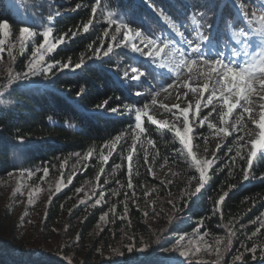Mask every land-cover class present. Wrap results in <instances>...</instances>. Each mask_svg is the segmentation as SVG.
Here are the masks:
<instances>
[{
	"label": "trees",
	"instance_id": "16d2710c",
	"mask_svg": "<svg viewBox=\"0 0 264 264\" xmlns=\"http://www.w3.org/2000/svg\"><path fill=\"white\" fill-rule=\"evenodd\" d=\"M202 1L102 0L96 16L104 20L111 11L149 37L166 42L179 41L176 44L178 48L183 46V42H180L174 30L160 16V9L186 24L187 39L194 40L199 35V30L190 26L193 14L201 25L200 31L203 34L210 36L213 33L216 36L213 41L218 47L223 40L228 42L230 36L239 38V31L245 28L241 21L233 24L236 20L234 11L231 7L227 8L228 2L232 0H205L206 4ZM21 2L25 6L24 12L32 15L30 21L19 20L16 16L20 17V14L12 10L6 0H0V21L7 20L10 23L12 39L17 38L21 27L31 26L34 31H42L44 26L54 23L52 38L68 33L65 39L69 42L58 47L46 62H68L70 58L74 65L83 54L85 64L72 74L56 72L54 75L49 74L47 78L42 75L41 82L34 86L15 87L10 91L2 89L8 94L0 97V181L13 175H21L32 184H39L43 178L61 180L63 184H68L48 206L38 239L43 243L45 232H54L52 229L58 227L63 229L64 237L71 239L72 244L63 252L64 259L43 253L28 256L20 251V260L19 257L0 255V264H68L69 261L71 264H113L115 254L112 253L116 251L120 260H123L121 264H169L161 260L158 254L173 247L181 236L201 240L214 236L228 240L229 230L235 235L231 237L230 250L224 251L223 260L219 264H264V229L256 237L249 239L259 226V222L253 224L250 221L264 213V164H257L254 170H250V178L244 179L247 161L235 156L237 137L243 133L230 130L221 147L215 148L218 159L209 170L210 180L197 197L189 200L186 190L193 191L197 180L189 184L188 178H198V172L194 167H181L187 164L175 151L182 146L172 133L151 125L146 117L142 118V126L147 131L137 141L133 152V172L138 169V175L132 176L133 194V189L127 188L129 162L122 161L119 155L131 145L130 133L125 141L120 142L123 148L118 145L113 151V155L104 164L102 173L96 156L108 140L121 132H128V126L134 120V112L129 114L124 106L134 109L150 103L153 89H156L162 79L170 78L161 75L159 68L153 70L154 66L145 58L138 59L136 54L130 52V48H117L99 62H90L88 57L92 56V51L87 46L91 43L93 49L98 48L101 45L99 28L108 26L107 22L97 27L93 23V29L96 27L93 32H82L83 23L93 16L91 4L94 0H19ZM77 3L82 7L77 9ZM244 3L251 14V4H248L250 1L244 0ZM177 7L180 9L177 10ZM49 15L54 16L53 22L47 21ZM78 29L79 34L72 38L71 31ZM37 37V42H42L43 38ZM122 38L123 30L117 41ZM105 41L104 47H107L108 40ZM31 54L30 49L26 54L15 58L11 63L13 73L25 70ZM101 54L100 50V56ZM131 67L143 69L146 75L139 80L124 79L123 71ZM8 74L0 71V85L7 83ZM136 91L142 92V95L135 96ZM105 99L109 101L108 108H97ZM112 107H119L120 111L112 113L108 110ZM218 111L219 106L213 112L209 105L201 110L200 118L212 113L205 124H220ZM234 113L229 118L231 123ZM196 129L198 135L194 140L202 145L204 131ZM147 139H152L154 144H147ZM247 139L249 137L245 136V140ZM229 148L232 149L231 152ZM89 149L94 150V155L85 161L83 154ZM145 151L148 152L149 165L144 163ZM77 153L81 155L77 157ZM246 153L247 147L241 150L242 155ZM153 155L156 156L154 163ZM165 158L167 163H164ZM116 164H121V168L114 170ZM149 166L155 171L154 177L147 170ZM165 166L170 167L171 173L163 179L157 178ZM45 167L49 169L47 176L42 171ZM28 172L33 175L28 176ZM173 172L179 175L173 177ZM97 173H100L99 180L96 178ZM69 176L72 177L70 183ZM105 180L108 181L107 184L104 183ZM117 180L119 184L116 183ZM168 180H172V184L168 185ZM161 181H165V184L162 185ZM150 184L154 188L148 189ZM77 188L81 189L79 193L76 192ZM101 189L105 193L106 203L90 207L99 198ZM113 191L119 194L113 196ZM224 192H228V196L222 203L221 215V212L215 210V202ZM171 197L178 199L174 210L167 216L161 230L149 232L148 225L157 216L152 208L159 200ZM81 199H86L87 203L79 204ZM125 204L127 217L120 219L124 214ZM113 205L116 207L115 215L110 213L106 222H100V215ZM145 212L148 213L147 216L144 215ZM3 225L4 220L0 230ZM130 240H141L137 247L147 244L148 255L143 258L136 254L127 256V243H132ZM10 243L9 241L6 245ZM253 246H256L255 253L248 251ZM239 254L243 255L242 261L234 259Z\"/></svg>",
	"mask_w": 264,
	"mask_h": 264
},
{
	"label": "snow or ice",
	"instance_id": "6c2138e0",
	"mask_svg": "<svg viewBox=\"0 0 264 264\" xmlns=\"http://www.w3.org/2000/svg\"><path fill=\"white\" fill-rule=\"evenodd\" d=\"M232 2L243 17L247 19L249 28L247 30H240L239 38L235 41L234 45L230 46L226 51L221 50L218 46L213 48L211 46V37L203 33H200L198 38L194 40L187 39L185 36V32L187 31L186 24L172 17L170 14H166L164 9H160L159 14L164 18L167 25L174 30L175 35L183 41L182 47L178 48L176 46L179 41L166 42L163 39L149 37L145 35L142 30L131 27L130 22L118 18L111 11L107 13V23L116 26L115 33H121L123 30V38L121 41L117 42L116 47L123 45L124 48H130L131 52L138 53L140 57L150 61L154 66L153 70L159 68L160 74L170 78L172 82L166 84L161 83L158 89H154L151 94L150 103H144L142 106H136L134 109L129 108L128 105L124 106L129 114L134 112L133 123L128 126L127 133L121 132L117 134L114 138L108 140L99 151L96 158L101 164L100 173L104 171V164L108 162L118 145L123 148V145H121L120 142L125 141L130 133L132 143L129 147L123 149L119 155L121 156L122 161L126 160L129 162L127 188L133 189V194H135L132 176L134 174L138 175V169L135 173L133 172V152L136 148L137 141L140 140L147 131V129L142 126V118L146 117L151 125H156L160 129L172 133L174 138L177 139L182 146L181 148L175 149V151L185 163H189L190 161L189 166L194 167L199 174L198 178L196 176H190L188 178L189 184H191L193 180H197V184L193 191L186 190V195L189 200L197 197L208 184L210 180L209 170L213 167L215 160L218 159L215 152L212 153V159H200L194 151L193 141L198 135L194 121L199 119V125L201 127L209 121V117L212 113L200 118L202 107L207 108L209 105L212 106L213 112H216L217 106H219V123L225 125L224 128H217L215 123H207L209 129L215 130L216 132H223L225 136L230 134L229 128L238 133H243L237 137L235 156L242 160L246 159L247 161V168L244 169V179L247 180L250 178V170H254L257 164H264V13L257 15L256 12H252L249 14L244 0H232ZM101 3L102 0H94L91 4V13L93 14V17L97 15ZM75 7L79 9L82 5L77 3ZM100 14L103 15V12ZM56 15H58V13ZM249 16H251V18H249ZM192 18L195 20V14H193ZM46 19L48 22H53L54 16L49 15ZM254 21L256 26H253ZM92 23L93 18L90 17L86 23H83L82 32L87 33ZM208 27L211 28V25ZM10 28L11 25L7 20L0 21V59L3 58L2 54L5 51V40L9 36ZM53 30L54 23H49L47 26H44L42 31H34L31 26L20 28L19 36L21 41V53L23 52L25 45L30 42L33 45L31 58L25 65V70L23 72L13 73L12 69L8 70L9 74L7 83L0 85V97L8 94L2 89H9L10 91L23 81L28 80L30 77L43 75L47 78L49 74L54 75L56 72H62L65 69L74 71L84 66L85 59L83 54L79 62L74 65L71 64L70 58L68 62L57 60L46 62V56L54 53L58 45L69 42L65 39V37L68 36V33H63L50 39V37L53 36ZM78 34L79 29L78 31H71L72 38H75ZM108 35H110V33L105 30L104 36ZM37 36L43 38V41L38 44L36 42ZM111 39L116 40V35L112 34ZM87 47L92 51V56L88 57L89 59L100 58L99 48L93 49L91 43ZM256 49H259V51H256ZM113 51V45L108 44L107 50L103 52V56L107 57ZM8 56L13 60L15 59V57L12 56L11 49H8ZM185 70H187L189 75L187 79H182ZM145 75L146 73L139 67H131L130 69L126 68L123 71L124 79L130 78L132 80H139ZM197 78L204 80L203 86L190 87L189 82L194 81ZM209 81L212 82L211 88H209ZM168 89H174L178 93L180 89H186L187 91H184L183 93L184 97H187L189 91L195 93L199 97H203L206 91L210 92V94L207 96V99L203 104L200 99L196 100L194 110L191 111L192 122H190V110L193 109L191 101H188V107L183 108L180 103H175L169 106L168 104L158 102L157 97L160 93L167 92ZM134 95L141 96L142 92L136 91ZM169 95H171V93H169ZM177 99H180L179 94L177 95ZM108 104L109 101L105 99L102 104L97 105L96 107L108 108ZM157 107H159L163 113L168 114L171 117V120L156 119L153 115L149 114L150 110L155 111ZM257 107L259 108L258 112L255 111ZM237 109L239 111L235 113L233 122L229 124V118L233 116L234 110ZM108 110L112 113L120 111L119 107H112ZM246 119L250 120L255 127L259 129L258 133H252L249 130L247 123H245ZM245 136H248L249 139L245 140ZM204 140L205 143H207V137H204ZM146 143L149 145L154 144L152 139H147ZM195 147H199V145L197 144ZM216 147L219 149L221 145L217 144ZM245 147H247V153L246 155H242L241 150ZM231 151L232 149L229 148V152ZM76 155L79 157L81 154L77 153ZM93 155L94 150L89 149L83 154V159L87 161L89 157H92ZM155 159L156 156L153 155V163L155 162ZM167 162V158H165L164 163ZM144 163L149 165L147 151L144 152ZM120 168L121 164H116L114 170ZM147 170L150 175L153 177L155 176V171L151 166H149ZM42 171L44 176L49 174V169L47 167L43 168ZM100 173H97V180L100 179ZM21 174L23 175V173ZM9 175H12V173H9ZM27 175L32 176L33 173L28 172ZM177 175H179V173H172L173 177ZM252 178L255 177L252 176ZM71 180L72 177L69 176L68 182L70 183ZM104 183L107 184L108 181L105 180ZM116 183L119 184V180H117ZM160 183L164 185L165 181H161ZM167 184H172V180H168ZM37 191H39V189H37ZM60 191L61 187L57 185L56 193H59ZM80 191V188L76 189L77 193ZM118 194L117 191L112 192L113 196ZM227 196L228 192H224L222 195H219L218 200L215 202V210L221 212V215L222 203ZM104 197L105 193L101 189L99 192V198L95 200L94 204L89 206L96 207L106 203ZM49 200H51V197H49ZM33 202L34 195L30 192L28 203L31 205ZM86 203V199H81L79 201V204ZM169 203H171V201H169ZM61 208H63V205H61ZM124 208V214L120 216V219H125L127 217V204L124 205ZM153 210L155 211V209ZM69 211L71 212L72 210L70 209ZM115 212L116 207L113 205L108 211H105L100 215L99 221L106 222V218L109 217V214L112 213L115 215ZM144 215L147 216L148 213L145 212ZM257 222H259V226L249 236L250 240L253 237H256L261 229H264V213L250 221V223L253 224H256ZM233 235H235V233L229 230L228 240L224 245L225 252L229 251L231 248V237ZM184 239L185 237L181 236L179 241ZM179 241L177 242L175 250L179 252L180 257L190 259L193 255L201 251L200 248H194L190 251L182 250L184 249V245ZM222 243H224L223 240L217 239V247L214 250L211 248L205 249V251H209L210 254L212 251L215 252L218 257L215 264H219V257L222 255L219 245ZM143 250L144 249H141V251ZM128 251H133L131 245L128 247ZM248 251L255 253L256 246L248 249ZM234 259L236 261H242L243 255H236ZM68 264H71V261H69ZM181 264H184V262L181 261ZM197 264H204V262L198 260Z\"/></svg>",
	"mask_w": 264,
	"mask_h": 264
},
{
	"label": "rangeland",
	"instance_id": "374dc122",
	"mask_svg": "<svg viewBox=\"0 0 264 264\" xmlns=\"http://www.w3.org/2000/svg\"><path fill=\"white\" fill-rule=\"evenodd\" d=\"M6 1L8 6L12 10L20 14V17L16 16L19 20H23L26 22L27 20L30 21L32 15L24 12L25 6L22 2L19 3V0H6ZM55 1L62 2L63 0H55ZM246 1H250V3L248 4H251L250 6L251 13L256 12L257 15L264 13V0H246ZM202 3L206 4V1L203 0ZM229 7H231L230 9L232 11H234V15L236 17V20L233 22V24H236L237 21L239 22L241 21V24L245 28H249V25L247 24V19L243 17V15L238 11L237 7L233 5L232 1L228 2L227 8ZM179 9L180 8L177 7V10ZM249 18H251V16H249ZM105 22H107V19L101 20L99 16H96L95 18L93 17V23H96V27L99 24H103ZM190 26L193 29L199 30V34L202 33L200 31L201 25L196 21V19L195 20L190 19ZM253 26H256L255 21ZM96 27H94L93 29L92 25H90L88 32H93ZM99 29L101 31V35H100L101 45L98 48L101 50L102 54L99 59L96 58L90 59V62L93 63L99 62L100 59L106 58L105 56H103V52L107 50V47H104V44L106 42L105 39L108 40V44L113 45L114 50H117V48H123V45H121L120 47H116L118 42L117 39L116 40L111 39L112 34L116 35L117 38L121 34V33H115L114 25L108 24L106 28L103 29L99 28ZM105 30H107L110 33V35L104 36ZM37 38L38 37H36V42H37ZM50 39H52V37H50ZM237 39L238 38H234V36H230L228 42L227 40L221 39V41L222 40L223 41L221 45L222 48L220 47V49L225 51L228 50V48L231 46L230 44L234 45ZM180 42L183 41L180 39ZM38 43L39 42H37V44ZM61 45L62 44L58 45L57 48L60 47ZM8 49H11L12 56L16 58L17 56L20 57L21 55L26 54L28 50L30 49L32 50L33 45L30 42L27 43L24 47L23 52L21 53V41H20L19 33L17 38L14 40L12 39L11 36V30H9V36L5 40V51L2 54L3 58L0 59V71L5 73H8L9 69H12L11 63L15 60V59L14 60L11 59L8 56ZM256 51H259V49H256ZM134 54L137 55L138 59L141 58L138 53H134ZM49 55L46 56L45 60H47ZM74 72L75 71L68 69L62 71V73H69V74H72ZM188 75L189 74L187 70H185L182 79H187ZM41 76L42 75L30 77L28 80L23 81L16 87L25 88V87L37 85L39 82H41L40 81ZM170 82H172L171 79H167V80L162 79L158 83L156 89L160 87L161 83L166 84ZM189 83H190V87H202L204 84V80L201 78H197L194 81H190ZM211 87H212V82L209 81V88ZM184 91L187 90L180 89L178 93L174 89H168L167 92H161L160 95L157 97V100L159 103L168 104L169 106L175 103H180L182 108L188 107V101H191L193 105V109L190 110V122H192L191 111L194 110V105L196 100L200 99L201 103L203 104L204 101H206L207 96L210 94V92L206 91L203 97H199L195 93L189 91L187 97H184L183 95ZM169 93H171V95H169ZM178 94L180 96L179 100L177 99ZM150 111L151 113L149 112V114L153 115L156 119L169 120V121L171 120V117L168 114L163 113V111L159 109V107H157L155 111L152 110ZM237 111L239 110L238 109L234 110L235 113ZM255 111L258 112L259 108L257 107ZM194 124L196 128L203 129L204 131V135L202 137V145H199V147H195V145H197L198 143H196L195 140L193 141L194 151L197 157L200 159H212L213 158L212 153H214L215 148H217L216 147L217 144L221 145V143L223 142L224 139L227 138V136H225L223 132H216L215 130L209 129L206 124L201 127L199 125L198 119L194 121ZM229 124H231V122H229ZM247 124L249 130L252 133L259 132V129H257L250 120H247ZM216 126L217 128L225 127V125H221V124H216ZM230 130L233 131L231 128H229V132ZM204 137H207V143H205ZM186 164L187 166H181V167L192 168L189 166L190 161L189 163ZM170 173H171L170 167L165 166L159 172L157 178L163 179L169 176L168 174ZM57 185L61 187V191L59 193H61L68 186V184H63L61 180L54 181L52 179H47V178H43V180L39 184H32L28 178H25L21 175H13L5 180L0 181V226L2 220H4L3 229L0 230V255H10L13 256L14 258L19 257L18 259L20 260L21 259L20 257L22 255L20 251H23L25 254L27 253L28 256L37 255L36 253H43L45 255L51 254L54 256H58L59 258L62 259L65 258L63 252H65V249L70 248L72 244V240L64 237L63 229L56 227L52 229L54 232H45V238L42 237L44 239L43 243L40 242L38 239V237H40L39 233L42 230L43 224L45 223L47 208L50 205L51 201L54 199V197L59 194L56 193ZM151 187L152 184L147 186L148 189H150ZM37 189H39V191H37ZM30 192H32L34 195V202L31 205H29L28 203ZM49 197H51V200H49ZM177 200H178L177 198H172V197L166 198L164 200H159V203H157V205L152 208L155 209L154 212L155 215L157 216H155V218H153V220L149 223L148 225L149 232H157L161 230L162 226L166 222L167 216L174 210V205ZM169 201H171V203H169ZM217 239H221L224 241V243L219 245L222 253V255H220L219 257V262H221L224 257L223 254L224 245L227 243V239L214 237V236H211L206 240L195 239V238L184 239L182 241L178 240L180 243L184 245V249L182 250L190 251L194 248L201 249L200 252L193 255L190 259H185L183 257H180L179 252L175 250L177 247V243L173 247L159 253L158 256L161 260L169 264H181V261H183L184 264H197L198 260L204 262V264H215V262L218 259L217 255L215 254L214 251H212L210 254L209 251H205V249L211 248L212 250H214L217 247L216 245ZM9 241L11 243L7 246L6 244ZM134 241L135 240H130V242L132 243H127V250L130 245L133 247V251L131 252L128 251L127 256H129V254H132V256L133 254H136L140 258L147 256L149 252L148 245L145 244L144 246L137 247V243H140L141 240L138 242H134ZM141 249L144 250L141 251ZM112 254H115L113 264H121L123 260L122 259L120 260V257L118 256L119 253L116 251ZM126 260H124V262ZM129 260L131 259L129 258ZM74 262L77 263L78 261H74Z\"/></svg>",
	"mask_w": 264,
	"mask_h": 264
}]
</instances>
